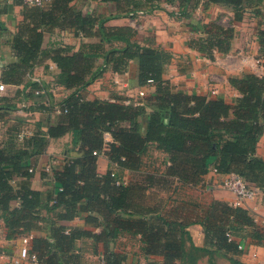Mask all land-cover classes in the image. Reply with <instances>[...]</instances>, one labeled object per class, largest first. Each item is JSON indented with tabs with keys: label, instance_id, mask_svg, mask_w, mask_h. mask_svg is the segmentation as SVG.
Wrapping results in <instances>:
<instances>
[{
	"label": "trees",
	"instance_id": "16d2710c",
	"mask_svg": "<svg viewBox=\"0 0 264 264\" xmlns=\"http://www.w3.org/2000/svg\"><path fill=\"white\" fill-rule=\"evenodd\" d=\"M93 1L112 3L115 12L102 15L84 11L77 6V0H50L45 5H28L23 0L0 3V29L7 27L1 15L11 12L14 4H22L24 14L10 43L18 59L5 65L2 80L7 84L22 83L36 65L51 60L60 70L57 82L71 90L46 131L38 129L19 140L18 127L13 125L11 138L0 146V218L4 220L6 237L32 234L31 253L41 264H81L75 242L82 237L103 244L100 264H131L123 252L110 247L122 233L141 234L143 249L161 255L162 264H196L201 255H208L209 264H218L219 255L227 256L231 264H249L240 259V241L234 236L240 234L241 228L251 227L253 235L261 240L264 229L247 208L213 199L203 206L192 204V208L182 210L186 213L182 216L181 208L175 205L165 211L160 202L147 206L143 183L117 180H121L124 169H139L143 155L156 146L167 154L170 163L161 175L164 178H156L154 173L147 176L151 184H164L172 178L181 185L198 186L210 169H215L219 173H237L264 192V158L257 152L264 133V75L229 77L238 91L233 102L221 95L175 90L164 76L173 53L152 40L139 41L138 30L131 25H108L107 21L113 16L155 10L163 2L177 4L184 15L189 5L199 0ZM260 2L204 0L205 5L230 7L235 20L242 19L246 6ZM55 27L73 29L75 35L90 40L81 41L76 50L70 44L45 46L46 32ZM205 32V37L191 41L192 47L210 57H214V50L230 51L232 26L211 21ZM259 41L264 51V28L259 30ZM134 59L139 64L140 84L156 87L142 104L86 97L85 88L104 68L126 72ZM26 85L38 87L35 81ZM23 94L28 96L27 91ZM38 106L45 108L40 103ZM19 107L14 99L0 96V116L2 111ZM67 133L72 134L80 155L68 158L55 169L54 179L60 190L47 197L32 187L33 173L24 160L42 152L49 138ZM107 133L113 141H107ZM101 153L117 166L115 176L114 168L104 174L97 171ZM16 179L19 182L14 184ZM77 216L97 223L101 230L68 229L65 221ZM194 222L204 228V246L192 240L188 226ZM40 224L48 228L41 230ZM45 230L47 236L35 234ZM187 240L190 246L185 249Z\"/></svg>",
	"mask_w": 264,
	"mask_h": 264
},
{
	"label": "crops",
	"instance_id": "0c3cea01",
	"mask_svg": "<svg viewBox=\"0 0 264 264\" xmlns=\"http://www.w3.org/2000/svg\"><path fill=\"white\" fill-rule=\"evenodd\" d=\"M12 1L0 0V3L7 5ZM77 3L84 11L96 12L102 15H109L115 12L112 3L93 0H77ZM187 11V14H180L177 4L172 5L163 2L160 8L152 11H144L142 13L139 11L134 15L127 16H113L109 18L107 24L131 25L138 30L139 41L147 42L152 40L155 45L170 50L173 53V58L166 67L164 76L170 81L173 89L208 96L221 95L226 97L228 101L233 102L238 95V91L230 83L229 77H239L246 73L264 75V51L259 41V30L264 28V0L255 6H246L241 20H235L234 11L230 7L216 3L205 5L204 0H199L196 5L192 2ZM23 17V5L20 3L14 4L11 12H5L1 15L2 21L7 26L6 29H0L1 74L6 64L18 59L13 56L10 43L17 25ZM211 21L234 28L230 51L222 53L214 50V57L201 53L191 46V41L194 39L205 37V28ZM83 40H90V38L75 35L73 29L55 27L46 32L44 45L70 44L76 50ZM59 71L56 63L48 60L45 63L36 65L30 73H27L22 83L7 84V89L1 93V96L14 99L19 104L26 102L27 106L22 110L15 109L1 112L0 146H4L11 138L6 137L5 134L7 133L6 131H12L13 125L20 127L21 123H23V126L28 130V135H30L38 129L46 131L48 125L55 121V106L60 105L71 92L70 89L57 82ZM28 81L37 82L38 87L40 84L48 88L51 87L52 91L36 95L32 90L37 87L31 88V86H27L26 82ZM141 90L145 92L144 96L139 94ZM155 90V85L140 84L139 64L134 59L130 61L126 72H114L110 66L104 68L95 80L87 85L84 93L89 99L122 100L125 103L140 101L143 103L144 97L153 94ZM26 91L28 92L27 97L23 94ZM38 103L45 108H40L41 106H38ZM106 139L107 141H113L110 133L106 134ZM150 151L155 153L156 156L161 155L162 161L158 163V157H155L147 162V158L144 157L145 155L148 157ZM257 152L259 156L264 158V133L258 142ZM77 155H80V152L78 146H75L72 142L71 133L58 138H49L47 146L42 152L31 154L24 160V165L33 168V174L30 178L32 187L44 192L47 197L56 195L60 187H58L54 179L55 169L59 168L68 158ZM145 155H143L142 165L139 169H124L120 179L124 183H143L146 187L147 206H153L160 202L165 211L175 205V207L181 208L179 214L185 216L186 213L182 210L192 208V204L195 203L203 206L208 202L204 198L199 197L195 200L191 199L183 202L172 200V194L182 187L191 188L201 194L208 192L211 198L209 203L213 199H217L235 205V193L220 186L222 179L228 173H219L215 169H210L198 186L181 185L177 179L168 178L167 182L173 187L169 189V195H165V189L160 187L164 184H151L147 176L154 173L156 178L163 177L161 175H163L162 173H164L166 166L170 163L167 154L157 149L156 146H151ZM116 167L115 164L109 161L105 153H101L98 156L97 171L100 174L106 173L111 168L116 170ZM144 171L148 172L145 173ZM137 173L142 174L140 175L142 177L141 181H137L132 177ZM18 182L19 179L14 180V184ZM168 199H171V201H167ZM243 207L253 214L255 220L262 227V220H264V192L259 190L256 198L251 199ZM51 215L55 218L54 213L51 212ZM65 223L68 225V229L87 228L93 232L101 230L97 223L89 222L81 216L65 221ZM261 229H264V227ZM188 230L195 245L204 246L206 244V236L202 224L194 222L188 226ZM239 232L240 234L234 237L240 241L242 249L239 254L240 259L249 264H264V238L261 240L256 238L251 227H243ZM35 234L47 236V231H36ZM22 236L7 238L4 220L0 218L1 249L10 255L17 253ZM141 238V234L122 233L116 240L122 239L121 244L123 247L120 248L116 244V240L110 243V247L123 252L126 256V261L131 264H162L163 257L161 255L147 253L143 249ZM189 246L190 241L187 240L185 249L189 248ZM75 250L82 257L81 264H89L85 262L84 255L91 258L94 256L98 257L97 262L93 264H100L103 261V244L101 242L96 243L91 238L82 237L77 239ZM216 261L218 264H231L229 258L225 255L217 256ZM0 264H2V260ZM25 264L41 263H34L30 260ZM175 264H183V262L177 261ZM196 264H209L208 255H201Z\"/></svg>",
	"mask_w": 264,
	"mask_h": 264
},
{
	"label": "built area",
	"instance_id": "2783aa9c",
	"mask_svg": "<svg viewBox=\"0 0 264 264\" xmlns=\"http://www.w3.org/2000/svg\"><path fill=\"white\" fill-rule=\"evenodd\" d=\"M23 1L28 5H45L50 0H23ZM140 12L142 13L144 11H140ZM1 75L2 74L0 73V96L1 93L7 88V83H5L2 80ZM47 88L48 87L44 86L43 84H40L39 87L33 89V92L36 95H42V94H46L49 91H52L51 87L48 89ZM139 94L141 96H144L145 92L141 90ZM128 103H130V101ZM140 103L142 102L136 101V104H140ZM26 106H27L26 102H23L18 109L22 110ZM60 111H61L60 106L59 105L55 106V112L59 113ZM27 135H28V130L25 127H21L19 130L16 131V136L18 137L19 140H22ZM29 170L32 172L33 168H29ZM115 174H116V170H113L112 175L115 176ZM117 182L120 183L122 181L117 180ZM220 186L225 189L231 190L235 193L236 196L235 205L237 206H243L251 199H255L260 190L256 186L247 182L241 175L237 173H228V175L222 179ZM262 223L264 224V220H262ZM31 239H32V234L23 235L20 239V244L18 246L17 253H14L12 255H10L5 250L0 248V261L2 260V264H25L27 261L30 260L33 261L34 263H39L37 256L34 253H31ZM149 264H154V263H149Z\"/></svg>",
	"mask_w": 264,
	"mask_h": 264
},
{
	"label": "rangeland",
	"instance_id": "374dc122",
	"mask_svg": "<svg viewBox=\"0 0 264 264\" xmlns=\"http://www.w3.org/2000/svg\"><path fill=\"white\" fill-rule=\"evenodd\" d=\"M77 6H78V3H77ZM78 7H80V6H78ZM19 105H22V103H20ZM21 124H22L21 125L22 127H25V126H23V123H21ZM21 126L18 127V130L21 128ZM6 132L7 133L5 134V136L8 137V138L11 137L12 131H6ZM148 154H149L148 157L146 155L144 157V158H147V162L151 161L155 157H158V163L162 161V156L161 155L160 156L159 155L156 156V154L155 153H151V151ZM144 172L146 173L148 171H144ZM140 175H142V174H138L137 173V174H135V176H132V177L135 180H137V181H141L140 179H142V177ZM160 187H162L163 189H165V191H164L165 195H169V193H170L169 192V189H171L173 186L169 182H166V183H164V185H162ZM172 195H173L172 198H171L172 200H174V201L177 200V201H180V202L190 201L191 199L195 200V199H197V197H199V198H204L206 201H208L207 203H209V200L211 199L208 192L205 193V194H201V193L197 192L196 190H192L191 188H187V187H182L180 190H178L176 193H173ZM171 199H168L167 201H171ZM40 226L42 228L41 230H44V229H47L48 228L45 224H40ZM260 227H261V225H260ZM262 227H264V224L263 223H262ZM41 232H44V231H41ZM121 243H122V239L121 240H116V244L120 248L123 247V245ZM189 252L191 253L192 251H189ZM83 258H84L85 262L86 263L88 262L89 264H93V263L97 262V260H98L97 259L98 257H95V256L93 258H91V257H87L86 255H84Z\"/></svg>",
	"mask_w": 264,
	"mask_h": 264
}]
</instances>
